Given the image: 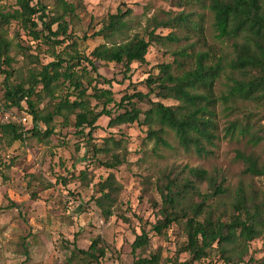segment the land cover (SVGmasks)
<instances>
[{"label": "rangeland", "instance_id": "1", "mask_svg": "<svg viewBox=\"0 0 264 264\" xmlns=\"http://www.w3.org/2000/svg\"><path fill=\"white\" fill-rule=\"evenodd\" d=\"M77 6L72 17H66L69 23L71 39L63 41L57 48L70 50L72 41L77 38V46L81 56L89 57L98 46L112 43H124L134 37L148 40V32L154 28L153 19L166 21L181 12L192 13V20L201 30H184L160 28L156 35L162 38L173 35L176 41L153 42L146 56V63L132 65L131 73H125L122 66L101 64L99 74L110 84L93 80L99 89L111 90L117 103L127 94L136 92L149 93L146 80L160 74L161 66H171L172 73L181 74L194 68V55L208 54L210 60L223 58L230 60L233 49L229 42L217 38L213 16L204 5H193L186 8L181 0H66ZM42 5L44 14L53 16L60 9L54 0H36L34 4ZM0 9L13 12L17 9V0H0ZM60 12V11H59ZM119 12L126 26L120 33L111 38L98 37L90 39L94 32H101L108 24L111 16ZM126 12H130L127 15ZM41 15L37 18L38 31H42V43L32 40L28 32L17 23L7 27V38L12 42L11 56L15 59L13 68L18 74L10 80L11 86L20 80L27 82L31 71L38 69L36 58L41 65L54 61L52 46L46 43L50 36L44 30L43 23L48 20ZM42 20V22L40 21ZM53 27V32L56 31ZM87 36L86 38H84ZM58 40H63L59 37ZM188 55L183 58L180 52ZM31 55V58L28 57ZM210 64V62H208ZM86 66L88 73L91 67ZM94 78V73H89ZM87 74V75H89ZM227 79L223 76L217 83L215 93L218 97L226 93ZM87 86V82L85 81ZM5 74L0 69V124H22L25 130L32 125L26 122V112L18 108L5 106ZM67 86L63 87L62 96L67 94ZM92 93V89L89 90ZM153 102L161 101L155 94L150 96ZM73 100V98H71ZM47 102V101H46ZM45 102V103H46ZM166 106H176L175 101H161ZM91 99V106L99 112L103 106ZM142 111L149 110L148 103H138ZM44 107V104L41 108ZM118 114L114 106L110 107ZM238 111L232 114L224 111L219 103L216 109L218 125L215 141L216 147L206 156H198L194 152H186L179 145L173 133L169 132L166 140L169 147L155 146V141L148 138V127L141 123L134 125L109 127V119L102 117L98 121L99 129L93 134V144L107 149L104 154L92 157L88 153L85 138L75 135L74 118L70 127H66L61 119L55 121V135L48 140L29 137L25 142L12 146H0V264H66L75 247L88 250L96 239L100 238L106 249V256L101 264H134L138 258H151L160 255V264H170V260L178 258L179 262L189 261L187 253L177 255L186 237L179 226H173L164 235H158L152 228L160 220L162 203L158 186L165 176L173 173L182 178L181 171L185 167L203 169L207 172H219L225 179L224 187L230 191L222 204L230 207L234 193L241 182L264 194V179L243 175L245 166L237 159V153L254 154L264 166V140L252 145L243 137H224V130L229 122L241 118L248 113L258 116V122L264 126V112L251 103L239 102ZM45 131L44 125L39 126ZM86 133L89 130L85 131ZM264 136V131L262 133ZM117 143H112L111 139ZM112 144V145H110ZM111 154L125 158L118 168L111 170L103 166L111 160ZM88 172L89 182L84 185L80 172ZM113 175L120 187L119 194L112 207L110 219H105L102 210L96 205L99 198V183H103ZM75 176L77 179H73ZM66 179V183L62 181ZM202 193L208 190L207 184L200 185ZM146 233L149 245L134 252L133 243L138 236ZM253 258L264 259V235L251 243L246 262ZM193 264H225L217 252L210 259ZM254 264V263H253Z\"/></svg>", "mask_w": 264, "mask_h": 264}, {"label": "trees", "instance_id": "2", "mask_svg": "<svg viewBox=\"0 0 264 264\" xmlns=\"http://www.w3.org/2000/svg\"><path fill=\"white\" fill-rule=\"evenodd\" d=\"M35 1L17 0V9L13 12L0 9V69L5 74V106L25 111L26 122L32 125L30 130H25L22 124H0V146L23 143L29 137L48 140L55 135L56 119H61L66 127H70V119L74 118L75 135L85 138L88 153L92 152V157L97 159L98 155L109 151L93 144V134L99 129L98 121L102 117L108 118L109 127L114 128L139 124L144 115L143 124L148 127V138L155 141L156 147H169L166 138L171 132L184 151L206 156L212 153L216 147L215 141L219 139L216 123L219 103L224 105V111L229 114L238 111L239 102L254 104L264 112V0H181L186 8L204 5L209 9L217 38L231 44L233 57L228 61L223 58L210 60L208 54H197L194 55V68L178 75L172 73L171 66H161L157 77L150 76L146 80L148 94H126L119 103L111 90L99 89L97 86L99 83L110 84L99 74L101 64L119 65L124 68L126 75L131 73L133 64L146 63L153 42L176 41L173 35L165 38L156 35L158 29H195L199 32L201 27L192 20V13L181 12L166 21L153 19L154 28L148 32V40L134 37L121 44H103L86 57L78 52L77 38L72 41L70 50L57 52L63 41L72 37V34H68L66 17L74 16L78 7L66 0H54L60 12L49 16L43 13L42 5L34 4ZM42 13L43 17L48 18L43 23L44 30L55 38L45 37L46 43L52 46L54 61L41 65L36 58L38 69L30 72L27 82L20 80L11 86L10 80H17L18 74L13 68L15 59L10 54L13 44L7 38V27L13 22L17 23L32 40L42 43L43 32L38 31L36 22L40 15L42 18ZM129 13L126 12L131 15ZM123 14L119 12L111 16L103 30L94 32L90 39H106L120 33L126 26ZM55 26L57 28L53 32ZM59 37L63 40H58ZM179 55L188 58L185 51ZM28 57L31 58V55L28 54ZM84 64L91 67L89 73H94L95 78L90 76ZM223 76L228 81L227 89L226 93L218 97L215 88ZM93 80L101 82L92 86ZM66 86L68 92L62 96L63 87ZM153 94L161 101H175L177 105L166 106L161 101L153 102L150 99ZM91 99L103 106L101 111L96 110L97 106L92 108ZM144 102L150 106L147 111H142L137 105ZM111 106L116 108L118 114L113 113ZM40 124L45 126L44 132L39 128ZM86 130L89 132L86 133ZM263 131L264 126L259 124L258 116L248 113L229 122L224 137H243L250 144L258 145L264 140ZM111 142L117 143L113 138ZM110 156L111 160L103 163L108 169L114 170L125 161L119 155ZM237 159L245 166V177L264 179V166L254 154L239 151ZM88 172H80L78 176L84 185L89 182ZM181 175L179 179L173 173L168 174L158 186L162 201L159 210L161 218L152 229L158 235H164L173 226H179L186 242L180 246L177 255L187 253L190 259L181 263L176 258L168 263H200L217 252L225 264H264V259L256 261L250 258L248 262L245 261L251 243L264 235V194H259L254 188L249 189L241 182L227 209L222 200L229 196L230 191L224 187L225 179L219 172L185 167ZM72 178L77 179L75 176ZM62 181L66 183V179ZM202 184L208 186L206 193L200 190ZM98 189L101 196L95 199L96 205L102 210L105 219H110L114 198L119 194L120 187L114 176L110 175L103 183H99ZM149 241L146 233L138 236L133 243L134 252L145 249ZM105 256V246L98 238L88 250L75 247L66 264H101ZM134 264H160V255H152L149 259L140 257Z\"/></svg>", "mask_w": 264, "mask_h": 264}]
</instances>
